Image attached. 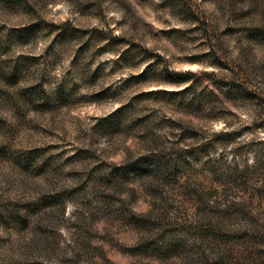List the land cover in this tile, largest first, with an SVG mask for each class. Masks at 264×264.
Instances as JSON below:
<instances>
[{"label":"rangeland","instance_id":"rangeland-1","mask_svg":"<svg viewBox=\"0 0 264 264\" xmlns=\"http://www.w3.org/2000/svg\"><path fill=\"white\" fill-rule=\"evenodd\" d=\"M0 264H264V0H0Z\"/></svg>","mask_w":264,"mask_h":264},{"label":"trees","instance_id":"trees-1","mask_svg":"<svg viewBox=\"0 0 264 264\" xmlns=\"http://www.w3.org/2000/svg\"><path fill=\"white\" fill-rule=\"evenodd\" d=\"M131 50H128L127 53H129ZM141 59L142 61H147V60H153L154 59V55L152 53V51H150L149 49H145L144 54L141 55ZM218 67L223 68L228 70L231 75H228L226 77H223V79H217V74L212 71V72H203L201 75L210 80V82L212 83V85L214 86V88H216V90H218L220 92V94L222 96H224L225 98H227L229 95H233L235 93L241 92L245 89L244 85V81L237 78L239 77V74H237V72L230 66V65H224L222 62H220L219 64H216ZM177 76H179V79H177L176 81H172L175 82L176 84H185V83H189L192 82L193 78H195V73L193 71H184L181 73H176ZM194 83H192L187 89L188 91H190L191 89H193ZM212 96L218 98V96L211 91ZM137 167H133V169H136Z\"/></svg>","mask_w":264,"mask_h":264}]
</instances>
